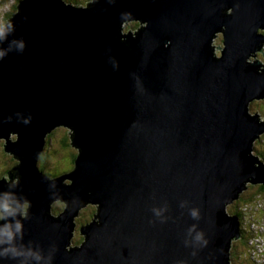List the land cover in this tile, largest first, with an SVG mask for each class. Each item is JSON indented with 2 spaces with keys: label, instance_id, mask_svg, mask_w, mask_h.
Listing matches in <instances>:
<instances>
[{
  "label": "water",
  "instance_id": "water-1",
  "mask_svg": "<svg viewBox=\"0 0 264 264\" xmlns=\"http://www.w3.org/2000/svg\"><path fill=\"white\" fill-rule=\"evenodd\" d=\"M263 47L264 0H19L0 25V264H231L226 205L264 186ZM62 126L73 168L47 175Z\"/></svg>",
  "mask_w": 264,
  "mask_h": 264
},
{
  "label": "rangeland",
  "instance_id": "rangeland-1",
  "mask_svg": "<svg viewBox=\"0 0 264 264\" xmlns=\"http://www.w3.org/2000/svg\"><path fill=\"white\" fill-rule=\"evenodd\" d=\"M67 1V0H66ZM73 1V0H72ZM86 1V0H85ZM19 0H0V25H2L4 21V16L13 8L14 4L17 5ZM69 2V1H68ZM11 15V12L8 17ZM222 37L219 36V34L215 37L214 39V44L215 45H222ZM215 51L217 54H219V49L215 47ZM257 58H259L261 61L264 62V49L262 52L257 53ZM254 103V104H253ZM249 112L250 113H258L260 116V120H264V98L260 99H255L249 104ZM67 133L66 129L64 126L59 127L55 130V136H58V140H49L50 145H48L47 149V155L45 157L46 161V166L50 170H57L60 169L59 172H66L70 169V162L66 161L65 158L61 157V155L56 154L55 150L57 151V148L60 147V139L64 136V134ZM3 144H4V139H0V177H8V173L3 174L5 169L10 165L11 162V154L5 152L3 150ZM76 150V149H75ZM255 147H253V152L254 153ZM260 150L261 147H260ZM56 156V157H55ZM264 159V156H263ZM249 185H257V184H252L250 183ZM248 185V186H249ZM260 185V184H258ZM252 190L251 187L244 188L239 196L235 199H233L229 204H227V213L229 215H236V211H239L240 208H235L232 211H229V208L234 204L237 203V200L240 201V204H242L244 207V218L246 221L250 219V222L252 225H254L256 229V233L250 232V234L247 235L246 237V243L244 245L241 244L239 239L233 240L230 248V256L233 255L231 264H242L245 263V259L247 260L248 264H263L262 258L264 255V194L260 192L259 190L254 192V197L252 198L250 195V191ZM253 195V194H252ZM252 198L250 202H245L248 201V198ZM243 198V199H241ZM250 212H247V210ZM90 210L84 211L80 213L77 216L76 220V228L73 233L72 241L71 244H77L75 242L76 239H79L81 237V234L78 232L79 226L84 223L85 219L89 216ZM240 219V217H239ZM263 230V233L260 235V230ZM77 241V240H76ZM241 246L244 247V253L239 250ZM236 248V250H235ZM232 251L235 253H232ZM263 250V251H262ZM237 254V255H236Z\"/></svg>",
  "mask_w": 264,
  "mask_h": 264
},
{
  "label": "trees",
  "instance_id": "trees-1",
  "mask_svg": "<svg viewBox=\"0 0 264 264\" xmlns=\"http://www.w3.org/2000/svg\"><path fill=\"white\" fill-rule=\"evenodd\" d=\"M67 1H69V2H71V3H73V4H75V3H80V2H85V0H67ZM87 1V0H86ZM15 9H16V5L14 4V6H13V8L6 14V16H4V21L6 20V18L8 17L7 15H9V13L11 12V13H13L14 11H15ZM138 22L137 21H131V22H129L128 23V26H130V27H136V26H138ZM219 36H221V34H219ZM57 129V128H56ZM56 129H54L51 133H49L48 135H47V137H46V143H45V146H44V150H43V152L39 155V159H38V168L41 170V171H43L45 174H47V175H51V176H54V175H57V174H61V173H64V172H59V170L60 169H57V170H50L47 166H46V161H45V157H46V155L48 154L47 153V149L49 148L48 147V145H50V139L51 138H53L54 137V134H55V130ZM50 140V141H49ZM258 141H260V140H258ZM257 142V141H256ZM260 143V142H259ZM258 143V144H259ZM257 144V145H258ZM59 146L60 147H58L57 148V151L55 150V152H56V154H58V155H61V157H63V158H65V160L66 161H68V162H70V169L71 168H73V160H74V158H75V156H76V154H77V150H75L74 148H73V146H71V144H70V140H69V135L67 134V133H65L64 134V136L60 139V144H59ZM46 147V148H45ZM254 147H255V144H254ZM3 150H4V148H3ZM56 157V156H55ZM11 162H10V165L5 169V171L3 172V174H5V173H7L13 166H14V164L16 163V160L12 157V155H11ZM69 169V170H70ZM68 170V171H69ZM68 171H66V172H68ZM258 188L255 190V193H256V191L257 190H259L260 192H262V193H264V186L263 185H258L257 186ZM252 193H253V189H252ZM252 198L254 197V193H253V195L251 194L250 195ZM248 198V201H245V202H250L251 201V199L252 198ZM241 199H243V198H241ZM57 206V205H56ZM61 207H64V205L62 204L61 205ZM60 207V208H61ZM94 212H95V206L93 205H91V210H90V213H89V216L87 217V219H85V221H84V223L85 222H88L90 219H92V217H93V214H94ZM244 211L243 210H241V209H239V211H236L235 213L236 214H238L239 216H243L244 215V213H243ZM241 230L243 231V235H245L246 234V237H247V235L248 234H250V233H248L246 230H245V228L243 229L242 228V225H241ZM83 239V237L81 236L79 239H76L75 240V242L76 243H78V242H80L81 240ZM245 240V241H244ZM242 241V242H241ZM241 244L242 245H244V243H246V238H244V237H242V239H241ZM241 244H240V248H239V250L240 251H242V253H244V247L243 246H241ZM247 244V243H246ZM235 250H236V248H235ZM235 250H234V252L232 251V249H231V252L232 253H235ZM237 255V254H236ZM231 257V256H230ZM230 261H231V259H230ZM245 263L246 264H248V262H247V260L245 259ZM242 264H244V262L242 263Z\"/></svg>",
  "mask_w": 264,
  "mask_h": 264
},
{
  "label": "flooded vegetation",
  "instance_id": "flooded-vegetation-1",
  "mask_svg": "<svg viewBox=\"0 0 264 264\" xmlns=\"http://www.w3.org/2000/svg\"><path fill=\"white\" fill-rule=\"evenodd\" d=\"M87 1H89V0H87ZM258 140H260V141H258ZM257 141V142H256ZM255 141V150H254V152L255 153H257L258 154V156L259 157H262V156H264V133L262 134V136H260V138L259 139H257ZM260 142V143H259ZM259 143V144H258ZM258 144V145H257ZM260 147H261V149L262 150H260ZM263 158V157H262ZM258 186V184L257 185H249L248 187H251L252 189H253V193L255 192V190L258 188L257 187ZM252 193V190L250 191V194H253ZM262 194H264V193H262ZM240 200V199H239ZM239 200H237V203H234L230 208H229V211H232V210H234L235 208H240L241 210H243L244 211V209H243V205L242 204H240V201ZM245 210H247V209H245ZM247 212H250L249 210H247ZM240 217V219H242V224H245L244 223V221H243V218H244V216H239ZM83 224V223H82ZM249 223H248V221L246 222V226H247V229L249 230ZM248 230H246L248 233H250ZM78 232H79V229H78ZM242 237H244V238H246V234L245 235H243L242 234ZM242 237L239 239L240 241H241V239H242ZM245 241V240H244ZM79 243V242H78ZM232 257H233V255L230 257V259L232 260ZM232 263V262H231Z\"/></svg>",
  "mask_w": 264,
  "mask_h": 264
},
{
  "label": "clouds",
  "instance_id": "clouds-1",
  "mask_svg": "<svg viewBox=\"0 0 264 264\" xmlns=\"http://www.w3.org/2000/svg\"><path fill=\"white\" fill-rule=\"evenodd\" d=\"M253 154H255V155H257L258 156V154L257 153H253ZM259 157V156H258ZM263 157V156H262ZM262 157H259L260 158V160H262L263 162H264V159L262 158ZM195 214V213H194ZM1 215V214H0ZM243 221H244V223L245 224H242V219H240V228H241V225H242V228L244 229L245 228V230H248L247 229V226H246V219L245 218H243ZM248 223H249V230L248 231H251V232H254V233H256V231L254 230V229H252L251 228V222H250V219L248 220ZM254 227V226H253ZM260 230V235L263 233V230H261V229H259ZM241 232H242V234H244L243 233V231L241 230ZM230 263H231V261H230Z\"/></svg>",
  "mask_w": 264,
  "mask_h": 264
},
{
  "label": "bare ground",
  "instance_id": "bare-ground-1",
  "mask_svg": "<svg viewBox=\"0 0 264 264\" xmlns=\"http://www.w3.org/2000/svg\"><path fill=\"white\" fill-rule=\"evenodd\" d=\"M263 49H264V47H263ZM253 104H254V103H253ZM45 148H46V147H45ZM237 215H238V214H237ZM238 216H239V215H238ZM253 226H254V225L251 224V228L254 229V230L256 231V229L254 228L255 226H254V227H253ZM261 260H262V262H263V264H264V257H263Z\"/></svg>",
  "mask_w": 264,
  "mask_h": 264
},
{
  "label": "built area",
  "instance_id": "built-area-1",
  "mask_svg": "<svg viewBox=\"0 0 264 264\" xmlns=\"http://www.w3.org/2000/svg\"><path fill=\"white\" fill-rule=\"evenodd\" d=\"M263 251V250H262ZM263 257H264V255H263ZM258 264V263H257Z\"/></svg>",
  "mask_w": 264,
  "mask_h": 264
}]
</instances>
